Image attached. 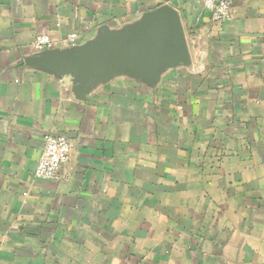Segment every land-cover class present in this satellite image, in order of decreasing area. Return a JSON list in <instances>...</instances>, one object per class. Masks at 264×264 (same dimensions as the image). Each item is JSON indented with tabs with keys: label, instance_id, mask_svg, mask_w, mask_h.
<instances>
[{
	"label": "crops",
	"instance_id": "1",
	"mask_svg": "<svg viewBox=\"0 0 264 264\" xmlns=\"http://www.w3.org/2000/svg\"><path fill=\"white\" fill-rule=\"evenodd\" d=\"M164 6L190 61L155 82L80 89L36 61ZM46 135L72 150L44 181ZM0 264H264V0L225 22L202 0H0Z\"/></svg>",
	"mask_w": 264,
	"mask_h": 264
},
{
	"label": "water",
	"instance_id": "2",
	"mask_svg": "<svg viewBox=\"0 0 264 264\" xmlns=\"http://www.w3.org/2000/svg\"><path fill=\"white\" fill-rule=\"evenodd\" d=\"M55 74H72L82 89L112 73L155 82L165 70L188 65L190 50L179 12L160 7L134 30L100 39L72 51L37 58Z\"/></svg>",
	"mask_w": 264,
	"mask_h": 264
},
{
	"label": "built area",
	"instance_id": "3",
	"mask_svg": "<svg viewBox=\"0 0 264 264\" xmlns=\"http://www.w3.org/2000/svg\"><path fill=\"white\" fill-rule=\"evenodd\" d=\"M205 8L211 13L213 19L225 22L230 18L235 0H202ZM79 39L78 34L68 38L69 44H74ZM39 50L53 48L55 43L47 35H39L32 42ZM72 144L67 136L46 135L44 138L42 156L35 170L36 178L40 180H53L57 177L62 166L68 161Z\"/></svg>",
	"mask_w": 264,
	"mask_h": 264
}]
</instances>
